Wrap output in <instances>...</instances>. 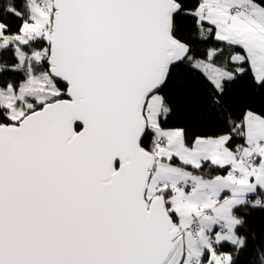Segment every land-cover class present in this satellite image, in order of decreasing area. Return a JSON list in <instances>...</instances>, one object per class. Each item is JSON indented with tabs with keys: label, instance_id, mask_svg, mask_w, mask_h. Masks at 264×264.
Returning a JSON list of instances; mask_svg holds the SVG:
<instances>
[{
	"label": "snow or ice",
	"instance_id": "obj_1",
	"mask_svg": "<svg viewBox=\"0 0 264 264\" xmlns=\"http://www.w3.org/2000/svg\"><path fill=\"white\" fill-rule=\"evenodd\" d=\"M0 264H264V0H0Z\"/></svg>",
	"mask_w": 264,
	"mask_h": 264
},
{
	"label": "trees",
	"instance_id": "obj_2",
	"mask_svg": "<svg viewBox=\"0 0 264 264\" xmlns=\"http://www.w3.org/2000/svg\"><path fill=\"white\" fill-rule=\"evenodd\" d=\"M245 83H247V78H245V81H242V85ZM197 91L200 93V95H194L193 96V98H192L193 109L200 107L201 99L206 97L208 94V89L202 85H199V84L197 85ZM200 110L203 111L202 108ZM193 130L198 134L199 131L201 130V125H199V124L195 125ZM206 171H212V170L206 169Z\"/></svg>",
	"mask_w": 264,
	"mask_h": 264
},
{
	"label": "water",
	"instance_id": "obj_3",
	"mask_svg": "<svg viewBox=\"0 0 264 264\" xmlns=\"http://www.w3.org/2000/svg\"><path fill=\"white\" fill-rule=\"evenodd\" d=\"M79 123V122H78Z\"/></svg>",
	"mask_w": 264,
	"mask_h": 264
}]
</instances>
